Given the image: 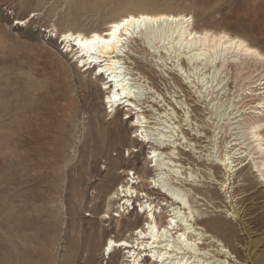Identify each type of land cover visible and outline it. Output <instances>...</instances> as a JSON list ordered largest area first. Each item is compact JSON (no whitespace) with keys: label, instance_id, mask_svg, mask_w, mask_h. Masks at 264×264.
<instances>
[{"label":"rangeland","instance_id":"374dc122","mask_svg":"<svg viewBox=\"0 0 264 264\" xmlns=\"http://www.w3.org/2000/svg\"><path fill=\"white\" fill-rule=\"evenodd\" d=\"M131 12L184 14L195 30L243 38L264 54V0H0V264H127L123 250L109 257L105 244L128 238L144 219L137 206L122 210L116 190L134 172L149 202H168L149 183L157 176L153 145L134 137L137 116L124 107L110 113L103 75L85 71L61 39L67 31L106 30ZM147 46L131 45L125 62L142 89L153 88L142 103L156 111L145 115L166 110L159 121L180 126L166 139L187 138L177 142L176 162L195 177L187 184L167 172L164 184L191 193L197 223L234 256L221 255L223 261L264 264V183L251 164L233 174L217 165L247 148L252 108L264 103V63L241 73L230 67L210 102L202 87L180 77L175 53ZM210 241L203 247L217 255L221 248Z\"/></svg>","mask_w":264,"mask_h":264},{"label":"bare ground","instance_id":"6f19581e","mask_svg":"<svg viewBox=\"0 0 264 264\" xmlns=\"http://www.w3.org/2000/svg\"><path fill=\"white\" fill-rule=\"evenodd\" d=\"M192 19L184 14L131 12L110 22L106 30L94 31L90 34L67 31L61 36L65 48L69 47L68 51L71 49V52H75L74 57L85 71L94 68L96 76L103 75L104 89L109 91L106 103L110 105V113H116L118 107H124L131 113L134 112L133 114L137 116L136 120H132L131 125V128L137 129L135 130L137 135L134 137L141 138L142 143L153 145L149 159L157 176L150 179L149 183L153 189L166 197L168 202L157 205L149 202L151 196L149 197L147 193L137 189L136 185L143 180L137 177L134 172L128 173L129 177L125 184L121 185L116 190V196H113L123 202V211L128 210L130 213V210H135V206H137L139 217L144 219L143 225L134 229L128 238L109 239L105 244L104 253L109 257L116 248L123 250V261L127 264H143L144 261H148L149 264H231L229 261H223L220 256L226 254L230 255V258H234L227 246L217 239L216 235H212L208 227L197 223L196 210L189 197L191 193L186 194L182 192L183 190L168 189L164 184L167 172L185 180L187 184H194L193 173L188 172L184 176L183 164L176 162L178 160L176 156L180 152L177 142L187 140V138L184 136L185 138H178L175 141L166 139L168 134L175 137L176 130L180 129L178 125L159 121L164 116L168 117L169 114L166 110L165 112H154L151 116L145 115L146 112L156 111L153 107L144 110L146 103H142L143 93L152 91L153 88L142 89L143 85L137 82V77H134L136 73L134 74L132 68L125 62V58H129L130 46L138 45V43L157 50L162 49L166 55L172 51L178 62L176 68L184 76L180 77L185 78L192 87H202L200 94L207 93L204 96L206 99L225 88H220L222 81L215 83L230 67L241 70V73L264 63V54L243 38L231 36L225 32L195 30ZM125 20L128 21L127 24H123ZM117 24H122V27L114 30L113 25ZM183 64L188 68H184ZM251 91L254 92V90ZM260 94L262 93L258 95ZM212 100L213 97L210 102ZM152 102L150 101V103ZM252 109L256 110L251 112L254 116L250 127H248L250 130L248 136L250 137L247 139L249 142L244 145L247 146L246 150L238 153L243 149L242 147L235 152L225 154L217 161V165L223 166L226 174H233L237 170V166L246 167L251 164L254 172L258 173V177L264 183V135L261 133L264 131V103H258ZM258 109L263 111L258 112ZM173 113H175L174 110ZM239 116L242 117V114L237 115L234 119ZM152 120H157V122H151ZM166 129L168 131H165ZM151 131L160 132L158 136L162 138H149ZM169 137L171 138V136ZM187 144L189 149L186 152L192 151L194 149L192 143L187 142ZM250 147L251 151L245 154ZM252 151L254 153H251ZM229 181L230 175L223 182L224 186L228 187ZM188 191L190 192V190ZM167 205H170L168 207L171 209V214L165 223H161L158 216L161 214L163 206ZM104 218L109 219V216ZM207 240H211L210 244L215 243L221 248L216 250L217 255H211L208 247H203L208 244Z\"/></svg>","mask_w":264,"mask_h":264},{"label":"snow or ice","instance_id":"6c2138e0","mask_svg":"<svg viewBox=\"0 0 264 264\" xmlns=\"http://www.w3.org/2000/svg\"><path fill=\"white\" fill-rule=\"evenodd\" d=\"M127 23H128L127 20L123 21V24H127ZM120 27H122V24L113 25L114 30L119 29Z\"/></svg>","mask_w":264,"mask_h":264}]
</instances>
